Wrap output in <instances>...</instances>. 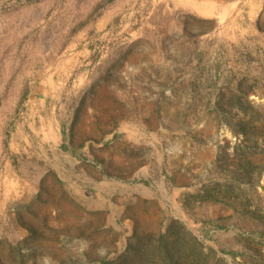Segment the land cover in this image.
<instances>
[{
  "label": "rangeland",
  "instance_id": "374dc122",
  "mask_svg": "<svg viewBox=\"0 0 264 264\" xmlns=\"http://www.w3.org/2000/svg\"><path fill=\"white\" fill-rule=\"evenodd\" d=\"M44 57L94 72L101 144L56 159L0 264H97L170 220L209 264H264V0H0V100Z\"/></svg>",
  "mask_w": 264,
  "mask_h": 264
},
{
  "label": "crops",
  "instance_id": "0c3cea01",
  "mask_svg": "<svg viewBox=\"0 0 264 264\" xmlns=\"http://www.w3.org/2000/svg\"><path fill=\"white\" fill-rule=\"evenodd\" d=\"M95 79L71 59L44 57L22 74L14 95L0 100L8 102L0 106V242L26 239L53 167L60 180L65 175L56 159L79 164L71 152L101 144V126L83 114Z\"/></svg>",
  "mask_w": 264,
  "mask_h": 264
},
{
  "label": "trees",
  "instance_id": "16d2710c",
  "mask_svg": "<svg viewBox=\"0 0 264 264\" xmlns=\"http://www.w3.org/2000/svg\"><path fill=\"white\" fill-rule=\"evenodd\" d=\"M189 246L193 259L182 253ZM205 256L198 238L182 222L170 220L156 237H140L135 231L121 255L97 264H209Z\"/></svg>",
  "mask_w": 264,
  "mask_h": 264
}]
</instances>
